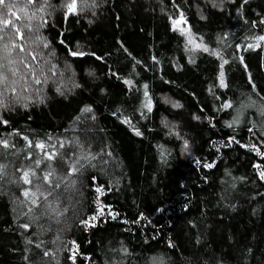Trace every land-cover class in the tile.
Listing matches in <instances>:
<instances>
[{
  "label": "trees",
  "instance_id": "1",
  "mask_svg": "<svg viewBox=\"0 0 264 264\" xmlns=\"http://www.w3.org/2000/svg\"><path fill=\"white\" fill-rule=\"evenodd\" d=\"M68 2L0 5V264H264V0Z\"/></svg>",
  "mask_w": 264,
  "mask_h": 264
},
{
  "label": "snow or ice",
  "instance_id": "2",
  "mask_svg": "<svg viewBox=\"0 0 264 264\" xmlns=\"http://www.w3.org/2000/svg\"><path fill=\"white\" fill-rule=\"evenodd\" d=\"M29 2L31 3L32 0H29ZM245 2H246V0H245ZM0 5H3L5 8H7L9 13H11L12 15H15V13L12 11V8L14 7V5L7 4V3H6V0H0ZM66 8H67V13H68V14H75V13L77 12V9H78L77 0H70V2L66 3ZM81 10H82V9H81ZM20 11H23V9H20ZM25 15H27V13H25ZM3 16H4V13L2 12V10H0V24L3 25V27L0 28V40H3L4 37H5V35H7V33L5 32V29H6L10 24H11L12 28L15 29V32L13 33V36L18 37L19 39H23V35L20 33V29H19V28H16L15 22H14V21H11V20H8V19H4ZM17 19H19V17H17ZM29 19H32V17H29ZM172 23H173L174 30H175L176 27H177L178 25H180L181 23H186V21L184 20V17H183V13H180L179 18H178V19H174V20L172 21ZM25 27H29V26H28V25H25ZM179 30H180V32H181L182 35H185V34L188 35V43H189L190 45H194L195 48H201V47H202L201 44H197V43H195L194 38L191 36L190 30H186V29H184V28H180ZM29 31H31V28H30V27H29ZM10 39H11V37H10ZM257 41H258V42H259V41H264V36L257 37ZM44 46L47 47L46 44H45ZM258 46H259V43H257L256 45H251V44L248 45L249 48H252V47H258ZM12 47H14V48L18 47L21 53L24 52V47H23L22 45H18V44H16V43H13ZM3 48H4V52H5V55H4L3 59H6V60H7L8 65H13V64H15V63H16L15 61H13V60H11V59H8V57H9L10 54H11V50L9 49L8 44H4V45H3ZM203 51L207 52V51H209V49H208L207 47H203ZM29 55H31V53H29ZM71 55H73V56L81 55V56H82V55H84V53H82V52H77V51H73V52H71ZM35 58H36V57L33 55V56H32V59L34 60ZM242 59H243V58H241V60H242ZM19 62H20L21 64H23L25 68H29V65H28L27 63H25L24 59H21ZM224 63H227V61L225 60ZM5 67H6L5 64L0 63V85L5 84L6 82H8V79H9L8 76H7V75L4 73V71H3V69H4ZM222 67H223V64L221 65V68H222ZM8 71L11 72L12 76L15 77V76L18 74L19 69L15 68V67H9V68H8ZM30 71H31V70H30ZM31 74H32V76H33V78H34V82H35L36 84H40V83H42V81H41L39 78H36V74H35V72H32ZM220 75H221V84H222V86H223V72H221ZM21 79H24V77H21ZM15 83H17V81H12V84H13V85H14ZM126 83H130V82H126ZM145 87H147V86H145ZM10 90H11L12 94L15 95V93H16V88H15V87H11ZM6 91H7V89H6ZM3 95H4V93H3V92H0V97H2ZM145 96L147 97V92H145ZM175 106H176V107H179V105H175ZM0 107H6V105L3 104V100H2V99H0ZM145 107H147L148 110L151 111V102H150V99H149L148 103H146ZM224 107H231V105H230V104H225ZM85 111H91V109H85ZM3 123H7V121H3ZM229 126H231V125H229ZM137 135H139V132H137ZM0 143H3V146H4L5 148L8 147V143H7L6 140H5V141H0ZM185 146H187L186 143H185ZM36 147H37V148H40V149H44L45 145H44L43 143H38V144L36 145ZM54 157H55V153H52V154H47V153H46V158H47L48 160H52V159H54ZM77 162H78V161H77ZM39 163H40V161L37 160V161H36L37 166H39ZM207 166H208V167H211V165H207ZM81 167H83V165H81ZM257 167L259 168L260 166L257 165ZM77 170H78V169H76L75 167H73V171H77ZM0 175H2V166H0ZM31 175L34 176L35 173L32 172ZM51 175H52V172H48L47 174H45V175L42 177V179H43L44 181H49V177H50ZM29 176H30V173H29L28 171H25V172L23 173V177H22V179H23L24 183H26V184H30V183L32 182V181L29 179ZM260 177H261V179H264V171H261V173H260ZM56 187H59V184H57ZM97 192H101V189L97 188ZM32 195L35 196V193H32ZM24 196H25V197H28V196H29V192H28V191H25V192H24ZM36 202H37V201H36L35 199L32 200V203H33V204H36ZM102 211H103V210L101 209V212H102ZM93 219H95V217H93ZM24 227H27V225H24ZM45 255H47V253H45Z\"/></svg>",
  "mask_w": 264,
  "mask_h": 264
},
{
  "label": "rangeland",
  "instance_id": "3",
  "mask_svg": "<svg viewBox=\"0 0 264 264\" xmlns=\"http://www.w3.org/2000/svg\"><path fill=\"white\" fill-rule=\"evenodd\" d=\"M180 28H184V29H186V30H190L191 36L194 38L195 43H197V44H201V45H202L201 48H195L194 45H190V44L188 43V35L185 34L184 37H185L186 44H187L189 50H191V51H195V50H199V49H202V50H203V47H206V46L201 42V40H200L199 38H197V36L194 35V33L192 32V30L189 28V26H188L186 23H181L180 25H178V26L176 27V29H177L178 31H180V30H179Z\"/></svg>",
  "mask_w": 264,
  "mask_h": 264
}]
</instances>
